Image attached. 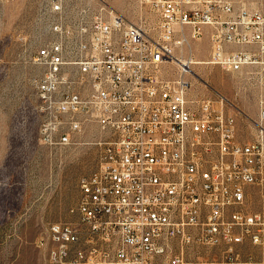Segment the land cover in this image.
I'll use <instances>...</instances> for the list:
<instances>
[{"label":"built area","instance_id":"1","mask_svg":"<svg viewBox=\"0 0 264 264\" xmlns=\"http://www.w3.org/2000/svg\"><path fill=\"white\" fill-rule=\"evenodd\" d=\"M140 3L131 20L106 1L41 0L47 37L28 44V63L42 69L40 141L99 148L77 221L52 222L42 238L49 260L264 264V208L248 206L253 188L264 198V11L234 0ZM205 33L208 64L257 67L251 140L222 92L189 95L192 68L179 57Z\"/></svg>","mask_w":264,"mask_h":264},{"label":"rangeland","instance_id":"2","mask_svg":"<svg viewBox=\"0 0 264 264\" xmlns=\"http://www.w3.org/2000/svg\"><path fill=\"white\" fill-rule=\"evenodd\" d=\"M99 1V0H97ZM137 20L141 0H100ZM237 5L264 11V0H234ZM41 0H0V264H54L42 243L47 227L56 221H77L72 211L80 195V180L99 164L93 144L50 147L39 138L40 116L33 81L41 68L28 63L39 36L47 37L38 19ZM27 38V40H26ZM209 34L194 45L195 59L207 61ZM189 95L212 96L216 89L237 116L240 138L255 137L259 83L257 67L227 71L219 65L194 64ZM241 111V112H240ZM248 206L264 208V198L252 189Z\"/></svg>","mask_w":264,"mask_h":264},{"label":"bare ground","instance_id":"3","mask_svg":"<svg viewBox=\"0 0 264 264\" xmlns=\"http://www.w3.org/2000/svg\"><path fill=\"white\" fill-rule=\"evenodd\" d=\"M179 58H180L182 63H185V64H189L190 63L191 68H192V65H194V64L199 65V64L208 63V61H205L204 59H201V58L200 59H195L194 54H193L192 51H189L188 55H183V56H181ZM190 60H192V61H190ZM190 74H195L193 68L191 69ZM186 76L188 78L189 74L186 75Z\"/></svg>","mask_w":264,"mask_h":264}]
</instances>
